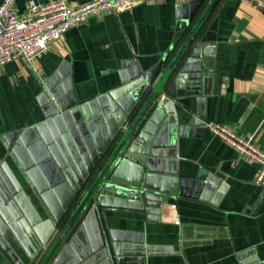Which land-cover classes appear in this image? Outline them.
Listing matches in <instances>:
<instances>
[{
  "label": "water",
  "instance_id": "water-1",
  "mask_svg": "<svg viewBox=\"0 0 264 264\" xmlns=\"http://www.w3.org/2000/svg\"><path fill=\"white\" fill-rule=\"evenodd\" d=\"M203 1L180 6L181 29ZM203 20L167 71L129 63L122 85L92 100L81 103L59 69L38 96L44 119L0 135V247L14 263L152 264L171 249L149 244L141 220L160 224L173 196L218 204L228 185L209 197L221 178L184 177L177 160L178 138L207 122L202 57L214 50L193 42ZM192 96L196 111L185 101ZM2 251L0 264H9ZM252 253L239 264H264Z\"/></svg>",
  "mask_w": 264,
  "mask_h": 264
},
{
  "label": "crops",
  "instance_id": "crops-1",
  "mask_svg": "<svg viewBox=\"0 0 264 264\" xmlns=\"http://www.w3.org/2000/svg\"><path fill=\"white\" fill-rule=\"evenodd\" d=\"M67 1L80 5L91 0ZM29 2L17 0L18 13H26ZM187 2L157 0L131 11L91 17L70 29L36 61L40 76L23 60L4 65L0 68V135L44 119L38 96L59 69L70 74L81 103L120 87V73L130 68L129 63L137 64L143 72L163 63L164 73L181 51L176 42L182 33L191 26L189 39L204 17L193 41L209 44L214 50V58L202 57L210 68L204 76V119L243 135L255 134L264 149V11L248 0H204L195 21L181 29L183 17L178 9ZM185 101L196 111V96ZM185 112L187 118H193ZM199 127L193 124L189 130L198 132L178 138L179 171L184 177L205 180L219 176L222 183L209 197H215L224 183L228 187L216 205L173 196L165 204L160 224L140 221L149 244L171 249L155 257L152 264H239L238 256L252 250L264 260V186L255 181L260 166L206 127ZM3 148L0 141V153L6 156ZM123 216L132 224L135 221V215ZM2 252L9 264H16Z\"/></svg>",
  "mask_w": 264,
  "mask_h": 264
},
{
  "label": "built area",
  "instance_id": "built-area-1",
  "mask_svg": "<svg viewBox=\"0 0 264 264\" xmlns=\"http://www.w3.org/2000/svg\"><path fill=\"white\" fill-rule=\"evenodd\" d=\"M16 1L3 0L0 4V68L11 61L23 60L40 76L36 61L70 29L86 23L91 17L109 11H131L157 0H91L80 5H71L67 0L41 3L30 0L24 14L16 10ZM248 1L264 11V0ZM41 79L44 81L43 77ZM205 127L241 156L258 163L260 170L255 181L264 186V149L257 144L255 134L243 135L227 125L212 122H205ZM48 246L44 244L45 248Z\"/></svg>",
  "mask_w": 264,
  "mask_h": 264
},
{
  "label": "trees",
  "instance_id": "trees-1",
  "mask_svg": "<svg viewBox=\"0 0 264 264\" xmlns=\"http://www.w3.org/2000/svg\"><path fill=\"white\" fill-rule=\"evenodd\" d=\"M193 21H195V20H193ZM191 29V26H190V28H188L187 30H185L183 33H182V35L180 36V38L178 39V41L176 42V49H180L181 48V50H182V48L185 46V44L187 43V37H188V33H189V31H191L190 30ZM186 40V41H185ZM88 185H86V187H87Z\"/></svg>",
  "mask_w": 264,
  "mask_h": 264
}]
</instances>
